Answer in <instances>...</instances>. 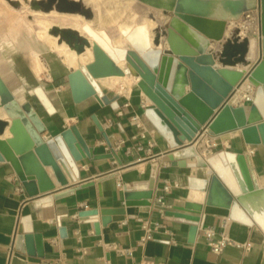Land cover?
Listing matches in <instances>:
<instances>
[{
    "label": "crops",
    "instance_id": "obj_1",
    "mask_svg": "<svg viewBox=\"0 0 264 264\" xmlns=\"http://www.w3.org/2000/svg\"><path fill=\"white\" fill-rule=\"evenodd\" d=\"M150 8L153 9L137 7L130 19L119 22V34L115 36H111L105 28L91 24V20L87 23L102 30L103 35L106 33L113 46L129 47L121 33V26L135 23L136 18L141 20L135 25L144 23L148 26L152 20L153 25L148 26L151 36L154 29L158 31L164 26L168 14L162 9ZM53 11L57 10L44 12L49 14ZM143 11L152 16L137 14ZM250 13L254 16L258 11ZM246 19L244 14L239 20L228 21L223 39H211L207 51L216 59L215 67L241 66L250 71L257 64L260 59L258 25L250 26ZM84 24L86 22L76 21L73 24L65 19V25L55 24L53 29L68 26L65 29L80 34L79 30L88 37ZM7 30H13L14 36L13 42L8 45L0 40V74L21 103L31 101L34 105L44 124L43 136L50 137L76 124L87 144L94 147L95 153L114 151L120 160L115 156L97 159L84 156L77 161L79 178L73 180L66 173L68 183L64 185L51 166H46L51 182L32 197L23 189L11 163L0 160V264H141L144 257H153L155 264H264V143H247L241 129L214 133L204 125L197 136L184 145L195 147L204 160L229 151L242 156L254 190L244 192L246 197L240 199L210 163L200 164L194 153L171 147L145 117V108L151 101L139 85V77L134 78L132 74L99 77L97 81L105 94L115 99L101 104L91 96L75 102L67 76L80 64L93 60L91 48L79 53L67 40H59V35L55 33V42L49 40L53 44L51 47L40 38L48 45L42 51L27 37L24 39L27 41L22 42L21 34H17L22 32V25H0V31ZM229 37H238L240 41L246 38L255 40L246 61L232 65L221 61L220 51ZM18 48L29 53L30 63L17 54ZM41 53L45 54L47 62ZM35 55L42 61L36 65ZM119 64L122 65V62ZM60 65L65 66V70L59 71ZM45 72L48 77L42 76ZM43 78L45 82H42ZM246 81L247 78H243L225 101L237 105L243 100L242 95L234 98L237 94L235 90L251 87L253 100L242 104L247 111L248 123L264 120V108L257 102L259 87L254 83L246 84ZM37 85L45 89L53 111L46 104L39 103L33 92ZM22 87L27 90L23 91ZM253 107L255 113H251ZM0 118H9L1 107ZM8 135L7 128L0 137ZM166 184L169 185L168 191L164 188ZM125 187L152 189L151 202L127 204ZM177 206L196 212L199 227L214 226L218 232L226 230L232 239L243 245L249 243L250 248L230 244L221 253H215L201 233L193 243L189 242L190 223L165 215L166 210ZM120 207L124 212L112 214L106 224L101 222L100 212L80 215L84 209ZM98 221L101 223L99 233L95 228ZM61 226L66 227L65 235L60 232ZM147 228L151 229L154 237L140 244L139 240ZM28 233L35 236L33 253L15 246L17 235ZM129 248L132 253L125 252Z\"/></svg>",
    "mask_w": 264,
    "mask_h": 264
},
{
    "label": "water",
    "instance_id": "obj_2",
    "mask_svg": "<svg viewBox=\"0 0 264 264\" xmlns=\"http://www.w3.org/2000/svg\"><path fill=\"white\" fill-rule=\"evenodd\" d=\"M139 1L162 9L168 16L165 18L164 26L157 31L154 44H148L143 38L131 42L142 60L136 71L129 64L126 67L121 66L99 42H91L87 37H82L71 29L62 30L65 39L78 52H83L86 46H92L94 55L92 61L80 64L67 76L73 100L81 102L94 96L101 104L110 103L115 98L105 94L97 78L136 75L146 85L144 87L138 82L146 96L152 98L151 103L145 108V117L162 133L170 146L194 153L200 164L210 163L229 189L240 199L245 198L244 192L248 190L253 192L254 185L247 173L244 160L240 166L246 188L235 190L226 182L209 158L204 160L195 147L184 145L186 142H191L204 125L209 126L214 133L241 129L247 143H264V120L248 123L244 105L225 101L245 77L250 78L264 91V0ZM33 2L42 6L44 11L56 8L58 11H80L87 17L91 16V10L80 0H34ZM253 10L259 13L260 59L257 64L249 71L241 66L215 67L213 62L207 61V50L211 45V39L221 41L228 21L239 20L244 14ZM59 30L55 29V32ZM249 45L248 38L240 41L238 37H229L221 48V61L231 65L246 61ZM210 54L213 56L212 53ZM229 56L230 61H227L226 58ZM0 107H3L9 116V118H0V134H4L7 128L10 132L8 136L0 137V160L11 163L23 189L30 197L38 195L50 184L46 166H51L57 179L64 185L68 183L66 173L73 180L79 178L77 161L82 160L84 156L89 159L115 156L120 160L114 151L95 153L94 147L87 144L76 124L50 137H44L42 134L44 128H37L1 74ZM103 135L110 143L107 134L104 132ZM152 197V189L124 188L127 204L150 203ZM99 212L101 222L106 224L111 220L112 214L123 213L124 209L121 207L84 209L80 211V215ZM165 215L170 219L189 222V242L195 241L199 229V216L196 212L177 206L166 210ZM100 224V221L95 223L98 233ZM60 232L65 235L66 227L61 226ZM34 241L35 236L32 233L18 234L15 246L33 253Z\"/></svg>",
    "mask_w": 264,
    "mask_h": 264
},
{
    "label": "rangeland",
    "instance_id": "obj_3",
    "mask_svg": "<svg viewBox=\"0 0 264 264\" xmlns=\"http://www.w3.org/2000/svg\"><path fill=\"white\" fill-rule=\"evenodd\" d=\"M34 0H0V25L3 24H18L22 25V32H18L17 34H21L23 38L22 42L25 43V37H27L28 41L37 46L42 51H45L48 48V45L43 42L44 39L48 42L50 47L53 45L48 37L45 35V32L48 31L53 36L56 34L59 35V40H64L65 37L63 36L62 30L65 29L61 28L59 31L55 32L53 29V25L55 24H62L65 25V19L69 20L71 23L74 24L76 21L80 22H88L91 20V24L105 28L107 32L111 36H115L119 34V22L130 19L136 12L137 7H144L146 9H153L149 6H144L141 1L139 0H80L83 5L91 10V16L87 17L82 12H69V11H53L49 14L44 12L43 7L41 6L40 9H36L32 6ZM56 9V8H54ZM67 13H80L78 15H68ZM250 15H247V14ZM246 13L247 19L249 20L250 26H257L259 30V13L256 15H251L250 12ZM139 16L148 15L152 16L150 13L145 11L137 13ZM150 14V15H149ZM246 19V20H247ZM141 18H136L135 23L139 22ZM102 21V22H101ZM50 27L48 28V25ZM12 28V27H11ZM74 28V27H73ZM31 29V30H30ZM43 30L38 31L37 30ZM244 29V28H243ZM30 30V31H29ZM54 32V33H53ZM78 32L83 35L79 30ZM155 35L157 34V30L154 29ZM14 32L11 31H0V40L1 42L7 43L13 42ZM39 36V37H38ZM41 38V39H40ZM55 40L56 37L54 36ZM66 40V39H65ZM2 44L0 43V46ZM128 45L131 46L130 43ZM9 50H6L8 52ZM24 57L29 62L30 55L25 49L18 48V53ZM41 56L45 62L46 56L44 53H41ZM42 62L38 55H35V65L38 62ZM34 65V66H35ZM60 69V70H59ZM59 71L65 70V66L60 65L58 68ZM9 76L8 74H6ZM43 77H48L47 72L43 73ZM42 82H45V78H43ZM26 87H22L24 91ZM27 90V89H26Z\"/></svg>",
    "mask_w": 264,
    "mask_h": 264
},
{
    "label": "bare ground",
    "instance_id": "obj_4",
    "mask_svg": "<svg viewBox=\"0 0 264 264\" xmlns=\"http://www.w3.org/2000/svg\"><path fill=\"white\" fill-rule=\"evenodd\" d=\"M32 6L36 9H40L39 4L36 2H33ZM134 25L135 23L121 26V29H120L121 33L125 37L127 43L131 44L132 41H137L138 39L143 38L148 44H154L155 32H154V35L151 36L150 30L148 28V26L151 27L153 25L152 20L149 21L148 26L144 23H140L135 26ZM49 27H50V24L48 25V28ZM83 29L87 33L88 35L87 38L91 42L93 41L99 42L117 60L118 63L122 62L121 66L126 67L129 64L133 67L134 71H136V67H140V61H142L141 57L137 53V51L132 47V45L131 46L129 45V47L113 46L110 38L106 35V33L105 35H103L101 33L102 30L99 31L95 29L89 23L84 24ZM45 35L48 37L47 39L55 42V38L48 31L45 32ZM236 45L239 46V44H236ZM254 45H255V40L250 39L249 52L252 51ZM241 47L243 48L244 46L242 45ZM87 48H91V51L93 54L92 46H86L84 51H86ZM241 56L243 55L241 54ZM93 58H94V55H93ZM226 59L227 61H230V56L227 57ZM206 60L216 64V59L209 52L206 56ZM132 76L134 78L137 77L134 74H132ZM138 82H140L144 87H146L145 83L141 80V78H138ZM253 82L254 81H252L250 78H247L246 84H251ZM241 91L242 90L240 89L234 98H238L241 95ZM33 92L35 93V96L38 98L39 103L46 104L51 111L54 110L53 104L50 101L49 96L47 95L42 85H37L36 87H34ZM147 97H148V100L152 101L151 96H147ZM257 102L259 103V105H261L264 108V91L260 87L258 90ZM22 104L25 110L27 111V113L29 114V116L31 117V119L33 120V122L35 123V125L37 126V128L43 129L44 124L40 118L39 113L36 111L31 101H26ZM252 112L255 113L256 109H253ZM209 159L211 163L217 168V170L224 177L226 182L233 189L239 190L241 189V187L244 189L246 188V182L244 180V176L242 174V170L240 166V163H242L244 160L242 156L229 151V152H222L219 154L212 155L209 157ZM251 201H253V199Z\"/></svg>",
    "mask_w": 264,
    "mask_h": 264
},
{
    "label": "built area",
    "instance_id": "obj_5",
    "mask_svg": "<svg viewBox=\"0 0 264 264\" xmlns=\"http://www.w3.org/2000/svg\"><path fill=\"white\" fill-rule=\"evenodd\" d=\"M247 15H250L249 13ZM240 88H237L235 91L238 92ZM241 98L243 101H239L237 105H242L244 101H252L253 100V90L251 87H248L246 89H242L241 91ZM119 185H121V182H118ZM165 190L168 191L169 185H165ZM159 201L164 203L161 198H159ZM204 237L207 244L210 246L212 251L215 253H221L227 245L234 244L239 246H245L246 248H250V244L243 245L241 243H238L234 239L231 238L229 233L226 230H222L218 232L214 226H203L199 227L198 234H200ZM154 235L150 228H147L146 232L141 236L139 243L145 244L148 240L153 239ZM125 252L132 253V249H125ZM105 264H110L109 262H106ZM141 264H155V259L153 257H144ZM157 264H166L165 262H158Z\"/></svg>",
    "mask_w": 264,
    "mask_h": 264
}]
</instances>
